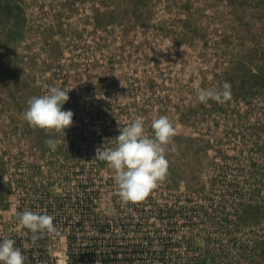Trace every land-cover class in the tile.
Returning <instances> with one entry per match:
<instances>
[{"label":"rangeland","instance_id":"obj_1","mask_svg":"<svg viewBox=\"0 0 264 264\" xmlns=\"http://www.w3.org/2000/svg\"><path fill=\"white\" fill-rule=\"evenodd\" d=\"M225 82L229 101L198 100ZM50 87L69 91L66 131L24 117ZM161 116L168 174L124 203L97 149ZM25 211L58 234L34 241ZM3 239L25 264H264V0H0Z\"/></svg>","mask_w":264,"mask_h":264},{"label":"clouds","instance_id":"obj_2","mask_svg":"<svg viewBox=\"0 0 264 264\" xmlns=\"http://www.w3.org/2000/svg\"><path fill=\"white\" fill-rule=\"evenodd\" d=\"M69 91L59 87H50L42 96L28 101L24 117L33 128L66 131L73 124L74 113L63 110L69 100ZM231 85L225 82L222 90L212 88L199 89L198 100L207 105L210 100L225 103L231 99ZM154 136L145 131L143 118H137L129 126L120 129L115 138L117 146L113 149H97L96 157L106 161L115 171L118 195L124 203L143 201L163 181L169 171L166 158L167 146L176 135V130L167 117L161 116L151 123ZM55 151L57 145L53 139L46 141ZM175 151V148H172ZM19 223L33 234V240L45 233L58 234L54 217L47 213L25 211L18 216ZM13 239L0 242V264H25L26 257Z\"/></svg>","mask_w":264,"mask_h":264},{"label":"built area","instance_id":"obj_3","mask_svg":"<svg viewBox=\"0 0 264 264\" xmlns=\"http://www.w3.org/2000/svg\"><path fill=\"white\" fill-rule=\"evenodd\" d=\"M220 192H221V191H220ZM221 193H222V192H221ZM65 237H66V236H65ZM68 237L70 238V236H68ZM72 239H73V238H72ZM72 239H71V240H72ZM75 243H76V242H75ZM24 249H25V248H24ZM51 249H52V246H49V248H48V252H47L48 254H51V252H49V250L51 251ZM23 251L26 252L27 250H23ZM66 254H67L66 251H62V252L60 251L59 254H58V257H60V256H62V255H65V256H66Z\"/></svg>","mask_w":264,"mask_h":264}]
</instances>
